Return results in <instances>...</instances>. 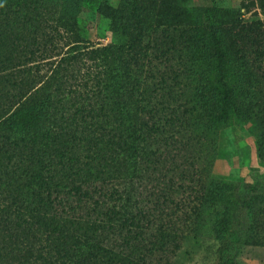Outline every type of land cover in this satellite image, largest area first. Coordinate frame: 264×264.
Listing matches in <instances>:
<instances>
[{
  "label": "trees",
  "instance_id": "16d2710c",
  "mask_svg": "<svg viewBox=\"0 0 264 264\" xmlns=\"http://www.w3.org/2000/svg\"><path fill=\"white\" fill-rule=\"evenodd\" d=\"M146 10L103 6L94 46L80 0H0V264H174L208 214L264 244V171L211 172L226 113L264 165V27Z\"/></svg>",
  "mask_w": 264,
  "mask_h": 264
},
{
  "label": "rangeland",
  "instance_id": "374dc122",
  "mask_svg": "<svg viewBox=\"0 0 264 264\" xmlns=\"http://www.w3.org/2000/svg\"><path fill=\"white\" fill-rule=\"evenodd\" d=\"M121 1L80 0V16L86 30L85 35L94 46L112 42L111 19L101 12V8L116 7ZM145 4L149 20L153 24H156L157 19L167 17L189 23L196 18L201 7L215 5L226 8L222 21L223 30L228 29L225 25H231L239 19L246 24L261 23L264 27V0H145ZM152 18L156 20L152 21ZM199 66L201 71L207 72L209 69L205 62H201ZM211 138L212 135H208L210 150L213 149ZM255 138L250 124L235 114L226 113L225 124L219 130L216 143L213 142L216 153L212 174L229 182H252L264 171ZM260 205L264 206V203ZM222 217V214L214 217L208 214L206 223L198 225L193 232H185L188 227H183L184 235L177 241L179 248L174 264H264V244L255 243L244 233L232 232L227 226L224 238L216 237L223 226ZM195 219L197 221L198 217L191 216L186 223L191 225Z\"/></svg>",
  "mask_w": 264,
  "mask_h": 264
}]
</instances>
